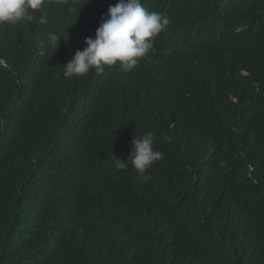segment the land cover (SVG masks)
I'll return each instance as SVG.
<instances>
[{
  "label": "trees",
  "instance_id": "1",
  "mask_svg": "<svg viewBox=\"0 0 264 264\" xmlns=\"http://www.w3.org/2000/svg\"><path fill=\"white\" fill-rule=\"evenodd\" d=\"M198 6L240 29L209 66L233 69L215 91L199 81L200 57L161 39L191 77L156 75L158 94L117 68L96 85L94 69L65 79L62 65L82 50L81 6L61 14L45 50L38 19L0 27V264H264V0ZM26 104L31 118L18 115ZM145 133L163 158L141 183L130 160L124 171L114 161L127 163Z\"/></svg>",
  "mask_w": 264,
  "mask_h": 264
},
{
  "label": "clouds",
  "instance_id": "2",
  "mask_svg": "<svg viewBox=\"0 0 264 264\" xmlns=\"http://www.w3.org/2000/svg\"><path fill=\"white\" fill-rule=\"evenodd\" d=\"M99 1L104 3L98 4L96 0H0V27L16 28L38 19L35 25L43 29L45 50L60 39L62 29H57V23L61 14L72 13L81 6L79 13L84 12L80 24L85 27L77 30V42L73 48L82 50H77L70 61L62 65L65 79L84 76L94 69L87 78L96 85L109 69L117 68L131 81L139 80L138 86L145 85L143 93L154 90L158 94L154 81L156 75L165 73L175 80L180 75L191 77L183 71L179 61L163 57L161 49L156 47L161 39L168 43L183 42L188 53L200 57L197 65L204 66L205 71L199 81L205 89L215 91L227 83L232 67L212 73L209 66L240 29L232 34L225 19L201 9L199 0ZM87 7L94 9L89 11ZM0 63L7 66L3 58ZM3 69L0 79L5 73ZM241 75L248 76L249 73L244 71ZM205 77L209 80L204 81ZM74 96H79L77 91ZM133 99L144 101L142 97ZM224 103L235 104V100ZM132 145L127 163L116 159L114 167L117 171L127 170L130 160L139 181L147 183L152 179L146 175L147 170L161 160L163 154L154 148L152 133L134 136Z\"/></svg>",
  "mask_w": 264,
  "mask_h": 264
},
{
  "label": "bare ground",
  "instance_id": "3",
  "mask_svg": "<svg viewBox=\"0 0 264 264\" xmlns=\"http://www.w3.org/2000/svg\"><path fill=\"white\" fill-rule=\"evenodd\" d=\"M229 23H230V21H229ZM237 28H238V27H237ZM241 28H243V27H241ZM241 30H242V29H241ZM37 31H38V30H37ZM37 35H38V34H37ZM39 35H40V34H39ZM7 36H8V35H7ZM4 37H6V36H4ZM235 38H236V37H235ZM39 39H40V38H39ZM42 40H43V38H42ZM235 41H236V39H235ZM7 42H8V41H7ZM236 42H237V41H236ZM238 42H239V41H238ZM12 43H13V42H12ZM233 43H234V42H233ZM239 43H240V42H239ZM241 43H242V42H241ZM15 44H16V43H15ZM15 44H14V45H15ZM157 45L159 46V44H157ZM169 45H170V44H169ZM235 45H236V43H235ZM4 46H5V44H4ZM8 46H9V45H8ZM22 46H23V45H22ZM35 46H36V45H35ZM164 46H166V45H164ZM28 47H30V45H29ZM156 47H157V46H156ZM161 47H162V46H161ZM176 47H177V46H176ZM9 48H10V47H9ZM16 48H17V47H16ZM22 48H23V47H22ZM238 48H239V47H238ZM2 49H3V48H2ZM2 49L0 48V50H2ZM4 49H5V47H4ZM30 49H31V47H30ZM32 49H33V48H32ZM239 49H240V48H239ZM6 50H7V49H6ZM12 50H13V48H12ZM18 50L21 51V49H18ZM22 50H23V49H22ZM27 50H29V49H27ZM33 50H34V49H33ZM3 51H4V50H3ZM23 51H24V50H23ZM30 51H31V50H30ZM9 52H12V51H9ZM17 52H18V51H17ZM17 52L15 51V53H17ZM31 52H32V51H31ZM233 52H234V51H233ZM1 53H2V51H1ZM21 53H22V52H21ZM21 53H20V54H21ZM17 54H18V53H17ZM32 54H34V53H32ZM234 54H235V52H234ZM234 54H233V55H234ZM14 55H15V54H14ZM21 55H22V54H21ZM227 55H228V53H227ZM229 55H230V54H229ZM233 55H232V56H233ZM235 55H236V54H235ZM235 55H234V56H235ZM0 56H1V55H0ZM22 56H23V55H22ZM34 56H35V55H34ZM34 56H32V57H34ZM234 56H233V57H234ZM4 57H6V56H4ZM11 57H12V56H11ZM23 57H24V56H23ZM44 57H45V56H44ZM218 57H219V56H218ZM222 57H223V53H222ZM17 58H18V57H17ZM21 58H22V57H21ZM219 58H220V57H219ZM12 59H13V58H12ZM34 59H35V58H34ZM34 59H33V60H34ZM217 59H218V58H217ZM220 59H221V58H220ZM220 59H219V60H220ZM229 59H230V58H229ZM31 61H32V60H31ZM31 61H30V62H31ZM45 61H46V60H45ZM215 61H217V60H215ZM227 61H228V60H227ZM233 61H235V59H234ZM19 62H20V61H19ZM187 62H188V61H187ZM34 63H35V62H33V64H34ZM184 63H185V62H184ZM184 63H183V64H184ZM215 63H216V62H215ZM232 63H233V62H232ZM25 64L27 65L28 63H25ZM35 64H36V63H35ZM226 64H227V63H226ZM228 64H229V61H228ZM229 65H230V64H229ZM22 66H23V65H22ZM188 66H190V65H188ZM231 66H232V65H231ZM36 67H37V66H36ZM29 68H30V67H29ZM34 68H35V67H34ZM34 68H33V69H34ZM55 70H56V68H55ZM59 70H61V69H59ZM25 71H28V70H25ZM33 72H34V71H33ZM38 72H39V71H38ZM55 72H56V71H55ZM219 72H220V71H219ZM39 73H41V72H39ZM30 74H31V73H30ZM32 74H35V73H32ZM32 74H31V76H32ZM37 74H38V73H37ZM41 74H42V73H41ZM55 74H56V73H55ZM58 74H59V73H58ZM27 75H28V74H27ZM35 75H36V74H35ZM159 75H160V74H159ZM159 75H158V77H159ZM42 76H43V75H42ZM59 76H60V74H59ZM34 77L36 78L37 76H34ZM60 77H61V76H60ZM28 78H29V77H28ZM31 78H32V77H31ZM58 79H59V78H58ZM76 79H78V78H76ZM179 79H180V78H179ZM21 80H22V79H21ZM23 80H24V79H23ZM29 80H30V79H29ZM37 80H38V79H37ZM167 80H168V79H167ZM33 81H35V80H33ZM79 81H80V80H79ZM164 81H165V80H164ZM31 82H32V81H31ZM31 82H30V83H31ZM89 82H90V80H89ZM34 83H35V82H34ZM34 83H33V84H34ZM26 84H28V83H26ZM38 84H39V83H38ZM42 84H43V83H42ZM79 84H80V83H79ZM91 84H92V83H91ZM31 85H32V84H31ZM116 85H117V84H116ZM37 86H38V85H37ZM76 86H77V84H76ZM187 86H188V85H187ZM28 87H29V86H28ZM32 87H33V85H32ZM35 87H36V86H35ZM77 87H78V86H77ZM81 87H82V89L84 88L83 85H82ZM158 87H159V86H158ZM33 88H34V87H33ZM33 88H31V89L33 90ZM36 88H37V87H36ZM36 88H35V89H36ZM38 88H39V87H38ZM40 88H41V87H40ZM162 89H163V88H162ZM188 89H189V88H188ZM4 90H5V89H4ZM25 90H26V89H25ZM5 91H6V90H5ZM26 91H27V90H26ZM42 91H43V90H42ZM1 92H2V91H1ZM29 92H30V91H29ZM29 92H28V93H29ZM129 92H130V91H129ZM1 95H2V94H1ZM7 95H9V94H7ZM7 95H6V97H7ZM13 95H14V94H13ZM32 96H33V95H32ZM87 96H88V95H87ZM172 96H173V95H172ZM9 98H10V96H9ZM3 99H4V97H3ZM75 99H77V98H75ZM7 100H8V99H7ZM1 101H2V99H1V97H0V103H1ZM78 102H79V104H80V102H81V98H79ZM16 104H17V103H16ZM24 104H25V103H24ZM14 106H15V105H14ZM17 106H19V105H17ZM20 106H21V105H20ZM20 106H19V107H20ZM20 108H21V107H20ZM12 109H13V107H12ZM15 110H16V108H15ZM27 110H30V109H29L28 105L26 104V105H24V107H22V108L20 109L19 114H18V113H17V114L20 115V116L23 114V115H26L27 117L29 116V117L31 118V115H28V113H30V112L28 111V113H27V112H26ZM37 110H38V108H37ZM33 111H34V110H33ZM33 111H31V112H33ZM1 112H2V111H0V113H1ZM4 112H5V111H3V113H4ZM5 113H6V112H5ZM14 113H15V112H14ZM15 114H16V113H15ZM15 114H14V115H15ZM38 114H39V113H38ZM35 115H36V114H35ZM0 116L2 117L3 115H0ZM7 116H8V115H7ZM9 116H10V115H9ZM5 117H6V116H5ZM12 117H13V115H12ZM14 117H15V116H14ZM17 117H18V116H17ZM22 117H23V116H22ZM24 117H25V116H24ZM9 118H10V117H9ZM15 118H16V117H15ZM32 118H33V116H32ZM6 119H7V118H6ZM10 119H11V118H10ZM24 119H28V118L25 117ZM1 120H2V118H1ZM31 120H32V119H31ZM9 121H10V120H9ZM12 121H13V120H12ZM35 121H36V120H35ZM26 122H27V120H26ZM29 122H30V121H29ZM39 122H40V121H39ZM43 122H44V121H43ZM13 123H14V122H13ZM31 123H32V122H31ZM33 123H34V122H33ZM40 123H41V122H40ZM35 124H36V123H35ZM37 124H38V123H37ZM37 124H36V125H37ZM9 125H10V123H9ZM14 125H15V123H14ZM32 125H33V124H32ZM43 125H44V124H43ZM10 126H11V125H10ZM15 126H16V125H15ZM15 126H14V128H15ZM34 126H35V125H34ZM39 126H40V124H39ZM39 126H38V127H39ZM7 127H8V126H7ZM5 128H6V126H5ZM11 129H12V128H11ZM8 130H9V129H8ZM38 132H39V131H38ZM40 132H41V131H40ZM26 133H27V132H26ZM35 133H36V132H35ZM35 133H34V135H35ZM38 134H39V133H38ZM5 135H6V134H5ZM36 135H37V134H36ZM32 136H33V134H32ZM38 137H41V136H38ZM61 137H62V136H61ZM65 137H66V136H65ZM8 138H9V137H8ZM14 138H16V137H14ZM14 138H13V139H14ZM9 140H10V138H9ZM10 141H11V140H10ZM10 141H9V142H10ZM19 141H20V140H19ZM19 141H18V143H19ZM33 141H34V140H33ZM24 142H26V141H24ZM21 143H22V142H21ZM26 143H27V142H26ZM28 143H29V142H28ZM28 143H27V144H28ZM36 143H37V142H36ZM33 144H34V143H33ZM33 144H31V145H33ZM17 145L19 146V145H23V144H17ZM31 145L29 144V146H31ZM37 145H38V143H37ZM24 146H25V145H24ZM29 146H28V147H29ZM31 147H32V146H31ZM31 147H30V149H33V148H31ZM38 147H39V146H38ZM38 147H37V148H38ZM23 149H24V148H23ZM25 149H26V148H25ZM47 149H48V148H47ZM38 150H39V149H38ZM21 151H22V150H21ZM27 151H28V150H27ZM25 152H26V151H25ZM29 152H30V151H29ZM34 153H35V152H34ZM31 154H32V151H31L30 155H31ZM30 155H29V156H30ZM46 155H47V154H46ZM32 156H34V155H32ZM35 156H36V155H35ZM30 157H31V156H30ZM30 157H29V160L31 159ZM48 157H49V156H48ZM53 157H54V156H53ZM53 157H52V158H53ZM52 158H51V159H52ZM4 159H5V158H4ZM33 159H34V157H33ZM31 160H32V159H31ZM9 162H10V161H9ZM9 162H8V163H9ZM0 163H2V161H1ZM5 163H6V162H5ZM11 163H12V162H11ZM12 165H13V164H12ZM12 165H11V166H12ZM5 166H6V165H5ZM5 166H4V167H5ZM9 166H10V164H9ZM11 166H10V167H11ZM50 166H51V165H50ZM6 167H7V166H6ZM6 167H5V168H6ZM10 167H8V169H9ZM51 170H53V169H51ZM50 173H51V172H50ZM45 175H46V174H45ZM39 187H40V186H39Z\"/></svg>",
  "mask_w": 264,
  "mask_h": 264
}]
</instances>
